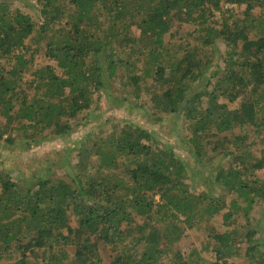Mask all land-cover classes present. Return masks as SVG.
<instances>
[{"label":"trees","instance_id":"obj_1","mask_svg":"<svg viewBox=\"0 0 264 264\" xmlns=\"http://www.w3.org/2000/svg\"><path fill=\"white\" fill-rule=\"evenodd\" d=\"M107 80L154 124L182 120L196 165L219 157L212 191L172 145L114 124L60 177L0 169V263L105 264L104 247L112 264H264L249 216L264 202V0H0V143L72 141ZM189 231L200 252L178 246Z\"/></svg>","mask_w":264,"mask_h":264},{"label":"rangeland","instance_id":"obj_2","mask_svg":"<svg viewBox=\"0 0 264 264\" xmlns=\"http://www.w3.org/2000/svg\"><path fill=\"white\" fill-rule=\"evenodd\" d=\"M132 33L134 35L139 34L136 26H133ZM118 92V82H110V80H107L104 96L90 115L86 117L84 126L79 127L72 133V141L68 139H57L49 143L37 145L34 143L28 144L23 138H18V141L13 144L7 142L0 143V169L7 168L11 170L14 181L25 185L29 183L35 184L37 179L42 176L52 178L60 177L70 172L71 163L75 162L76 159V152L70 151H73V147L76 146L75 144L86 135L104 133L107 135L108 128L112 127L114 124L124 125L125 123H133L147 129L160 141L172 145L178 156L188 164V168L192 172H190L191 174L194 173V170L200 172L197 176L198 178L194 180L195 187L204 191H212L214 184H211V180L216 172L215 164L220 160L219 157L213 154L210 159L212 161L206 162L205 166L196 165L193 156L189 153V149L184 147L183 138L185 137V132L183 130L185 127L184 124H182V120L166 116L161 124H154L145 116L142 110L135 109L132 104L117 101L116 96ZM219 102L221 104H226L229 110H235L238 108L240 100L236 103H231L227 98H221ZM245 132H250V129H238L233 133L234 135L240 136ZM8 138H12L10 133H7L5 136V139ZM209 139L214 140L213 137ZM251 141L253 143V146H251L252 151L255 152V154H259L261 150L260 143L254 139V136L251 137ZM196 167L199 168L196 169ZM259 175L260 173L258 176ZM203 178L204 180L208 179L207 183L202 180ZM200 180L202 181L200 182ZM249 216L251 217V223L258 230L257 237L264 242V202L262 204H256L252 208ZM220 224L221 223H219V225ZM239 225L242 226L243 223L240 221ZM203 236L205 237V234L189 231L178 246L184 250L186 254L195 250L200 252L203 245ZM101 251L105 264H112V254L105 250L104 247H101ZM36 256H38V251L32 252L31 250L28 251L26 255V257L31 258ZM15 257L18 258V256ZM202 257L208 262L212 260V253L209 254L203 251ZM6 259L8 261H3L0 264H7L11 261L9 258ZM237 262L239 264H248L245 259L238 260Z\"/></svg>","mask_w":264,"mask_h":264}]
</instances>
